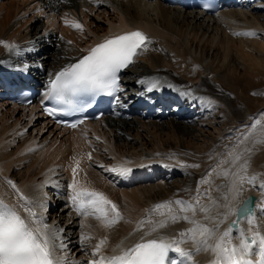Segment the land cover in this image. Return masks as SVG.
<instances>
[{
	"label": "bare ground",
	"instance_id": "bare-ground-1",
	"mask_svg": "<svg viewBox=\"0 0 264 264\" xmlns=\"http://www.w3.org/2000/svg\"><path fill=\"white\" fill-rule=\"evenodd\" d=\"M65 21L79 22L83 30ZM133 27L143 29L149 42L123 69L121 88L128 99L113 117L60 128L40 112L37 98L20 106L0 95V200L25 218L21 205L34 207L37 216L58 232L57 243L65 245L56 253L64 264H92L101 257L107 264L109 258L149 239L193 253L188 260L170 251L172 264H210L211 251L195 252L190 220L209 228L219 224V235L234 217L224 219L228 209L222 205L235 210L253 193L256 227L264 234L260 207L264 205V105L253 116L246 106L243 115L229 118L236 109L221 87L245 96V83L264 70V0H236L213 15L167 0H0V40L15 45L12 49L0 45V75L2 69L19 77L28 73L42 90L56 71L102 40ZM131 67V75L138 79L124 76ZM213 70L220 85L208 78L207 72ZM241 82L243 89L238 87ZM165 109L171 110L163 117L160 112ZM236 155L240 159L232 164ZM224 160L229 163H221ZM131 170H140L137 175H141L127 185L125 173ZM224 171L229 175L224 176ZM234 173L245 178L235 199L229 191ZM252 177L255 180L249 183ZM74 189L102 192L121 218L109 225L91 209L89 215H82L71 203ZM197 197L208 212L181 211L189 204L195 206ZM177 200L184 204H176ZM166 202H171L174 215L189 220L173 222L168 208L154 210ZM105 208L107 219L114 218L111 206ZM161 221L165 227H159ZM248 227L241 219L237 229L247 232ZM236 235L234 231L233 243L238 244ZM101 240L106 242L96 252ZM253 258L258 260V255Z\"/></svg>",
	"mask_w": 264,
	"mask_h": 264
},
{
	"label": "snow or ice",
	"instance_id": "snow-or-ice-1",
	"mask_svg": "<svg viewBox=\"0 0 264 264\" xmlns=\"http://www.w3.org/2000/svg\"><path fill=\"white\" fill-rule=\"evenodd\" d=\"M66 24L77 30H83V26L79 22L65 21ZM148 38L140 31H132L113 38H106L102 43L91 48L87 55L83 56L78 62L70 64L55 74L54 79L50 81V91L48 93L54 100L62 101L71 105V97L80 92H95L108 90L117 91L116 73L119 69L127 67L133 62V58L138 54V50L142 49ZM0 45L12 49L15 45H11L6 41L0 40ZM153 87L155 85L153 84ZM51 114V111H50ZM260 121L257 120L256 124ZM75 127V125H73ZM255 127V125H253ZM240 159L239 155L232 158L231 163L235 164ZM221 163H229L224 160ZM199 167V165H191ZM246 168L247 165L245 164ZM123 172L129 171L122 169ZM224 176L229 173L224 171ZM229 191L232 192L233 199L240 193V186L245 182V178L238 173H234ZM255 180L252 177L248 182ZM207 183V181H202ZM9 184L15 188L11 181ZM71 187H74L71 186ZM264 188V184H261ZM17 191H19L17 189ZM22 200L26 197L21 196ZM224 200L228 197L225 195ZM74 203L78 202L77 211L82 215H89V209L93 215L99 213L96 218L103 216L109 225L114 224L120 219V213L117 206L112 203L102 192L75 190L72 196ZM196 205L191 204L183 207L181 211H192L195 215L196 211L208 212L209 209L199 205V197L196 198ZM28 201V204H31ZM171 202L158 204L154 206V210L168 208L169 218L175 222L177 219L189 220L188 216L177 217L173 214L170 207ZM178 205H183V201H175ZM251 201L245 202L244 206L239 209V214L233 210L229 204L222 206L228 211L224 214V219L229 215H238V219L232 222L233 225L239 223L240 219H244L249 225L247 232L243 229H234L229 227L227 230L220 232L219 224L214 227H206L196 220H190L194 225L189 229L190 239L195 243V252L211 251L214 259L210 264H264V234L256 227L255 216L248 207ZM215 205V201H213ZM106 205L111 206V211L115 213V217L111 220L107 219ZM27 213V218L22 216L16 207L6 204L0 200V264H64L63 258L57 256V249H63L65 245L57 243L59 234L55 230L49 228L44 223L43 217L37 216L34 207L21 205ZM43 207V205H40ZM264 211V205H260ZM162 215L164 213H161ZM208 218L207 216L205 217ZM223 221H220L222 223ZM143 223V221L141 222ZM166 222L161 221L159 227H165ZM153 231L156 229L153 228ZM236 232L235 239L239 240L238 244L233 243L232 233ZM196 233L199 234L197 239ZM184 235V234H182ZM87 239V237H85ZM106 241L101 240L96 245V252L100 251L101 245ZM179 253L180 256L191 260L192 252H186L174 244L166 243L163 240L149 239L146 242L135 244L133 247L122 252L121 255L113 256L107 260V264H166V257L170 251ZM258 255L259 259L253 257ZM105 258L101 257L99 261H92V264H104Z\"/></svg>",
	"mask_w": 264,
	"mask_h": 264
},
{
	"label": "rangeland",
	"instance_id": "rangeland-1",
	"mask_svg": "<svg viewBox=\"0 0 264 264\" xmlns=\"http://www.w3.org/2000/svg\"><path fill=\"white\" fill-rule=\"evenodd\" d=\"M46 50L48 51L47 54L51 52L49 50V48L45 49V51ZM35 55L36 54H32V57H34ZM262 57H264V56H262ZM134 69H135V67H133V70ZM131 74H132V67L129 68V72L127 71L124 76L125 77H129V79H138V78H136V76H133ZM207 75H208V78L210 80L212 79L211 80L212 82L217 84L216 79H215V77L217 75V72H215L213 70L212 72L211 71L207 72ZM243 83L244 82L239 83L238 87L243 89L244 88V84ZM217 85H220V84H217ZM245 86H246V89H247V95H245V96L237 94L236 91L235 92L233 91V93L228 92L229 90L225 86H223V85L221 86V87H223V89L227 93V94L225 93L227 95V98H228L227 101L229 103L234 104L233 108L235 107V109H236V112L233 115H229L228 116L229 118L237 119L239 116L244 114V112L246 111L247 107L250 109V111H248V112L246 111V112L247 113L251 112L252 116L257 114L258 111H260V109L263 108L262 106L264 105V70L262 69L258 73H256L252 77V81H250L248 84L245 83ZM218 87H220V86H218ZM248 91H249V93H248ZM261 118H262V121L264 122V120H263L264 117H261ZM218 123H219V125H223L222 121H218ZM176 178L177 179L181 178V176H177ZM171 180H172V182H174L173 179H171Z\"/></svg>",
	"mask_w": 264,
	"mask_h": 264
},
{
	"label": "water",
	"instance_id": "water-1",
	"mask_svg": "<svg viewBox=\"0 0 264 264\" xmlns=\"http://www.w3.org/2000/svg\"><path fill=\"white\" fill-rule=\"evenodd\" d=\"M255 200H256V195L253 193H249L247 194V196L237 205L235 211L239 214V209L242 208L245 204V202L251 201V203L248 204V207L252 210V212L254 213L255 210ZM238 219V215H234L233 219H231L228 223L229 227H233L234 229L238 228L239 223L233 225L232 222L234 220ZM241 220V219H240ZM239 220V221H240Z\"/></svg>",
	"mask_w": 264,
	"mask_h": 264
}]
</instances>
